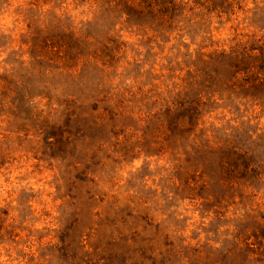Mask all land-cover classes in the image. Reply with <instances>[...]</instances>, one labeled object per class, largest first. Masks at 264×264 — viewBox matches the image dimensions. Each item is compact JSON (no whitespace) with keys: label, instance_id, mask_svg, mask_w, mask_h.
Here are the masks:
<instances>
[{"label":"rangeland","instance_id":"obj_1","mask_svg":"<svg viewBox=\"0 0 264 264\" xmlns=\"http://www.w3.org/2000/svg\"><path fill=\"white\" fill-rule=\"evenodd\" d=\"M175 1L138 24L94 16L93 0H0V264H264L251 252L264 244V108L219 99L206 68L200 126L253 152L255 189L176 149L161 113L193 59L264 38V0ZM34 20L75 26L78 59L32 53Z\"/></svg>","mask_w":264,"mask_h":264},{"label":"trees","instance_id":"obj_2","mask_svg":"<svg viewBox=\"0 0 264 264\" xmlns=\"http://www.w3.org/2000/svg\"><path fill=\"white\" fill-rule=\"evenodd\" d=\"M96 3L94 16L115 15L124 18L125 22L134 21L142 24L143 18L153 7H158L156 12L162 15L161 10L175 8V0H93ZM180 1L179 0V4ZM198 5L217 6L211 10L227 12L231 7V0H193ZM216 1V3L214 2ZM183 5V4H182ZM32 21L28 29L38 34L36 45L30 44L31 52L43 59L44 54L59 59H78V49L85 44L84 37L77 36L79 30L75 26H61L47 24L43 21ZM57 18L54 22H58ZM53 31V32H52ZM234 41L227 50L210 51L205 58L193 59V71L183 79V85L176 93V101L163 102V121L167 127L171 126L176 131V149L181 152H200L206 157L215 156L220 172L228 174L227 185H242L244 188L257 187L263 179L259 164L251 161L253 152L246 149L234 140L230 141L228 134L217 135L220 129L212 125L200 126L203 107L213 103L211 97L204 100L199 87L202 86L206 76V68L210 69L212 79V91L215 93L221 89L223 94L219 99L226 98L229 101L246 100L252 106L264 108V38H258L254 34H244L241 38H233ZM40 42V45H39ZM107 47V46H106ZM37 48V49H36ZM220 70H224L222 76ZM202 74H204L202 76ZM213 74V75H212ZM202 76V78H201ZM218 82V84L215 83ZM195 91V92H194ZM214 100V99H213ZM176 102V103H175ZM59 133L64 131L59 130ZM57 135L56 133H52ZM56 137V136H55ZM250 142H252L250 140ZM246 246V245H245ZM264 244L261 242L254 254H264Z\"/></svg>","mask_w":264,"mask_h":264}]
</instances>
